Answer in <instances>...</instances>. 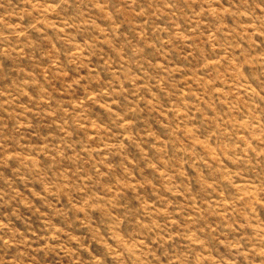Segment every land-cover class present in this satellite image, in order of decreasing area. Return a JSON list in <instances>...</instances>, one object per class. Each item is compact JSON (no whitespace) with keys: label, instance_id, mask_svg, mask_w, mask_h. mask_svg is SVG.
I'll list each match as a JSON object with an SVG mask.
<instances>
[{"label":"rangeland","instance_id":"rangeland-1","mask_svg":"<svg viewBox=\"0 0 264 264\" xmlns=\"http://www.w3.org/2000/svg\"><path fill=\"white\" fill-rule=\"evenodd\" d=\"M0 264H264V0H0Z\"/></svg>","mask_w":264,"mask_h":264}]
</instances>
